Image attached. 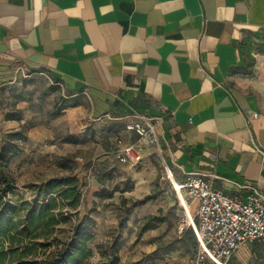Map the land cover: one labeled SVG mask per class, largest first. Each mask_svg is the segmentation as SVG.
I'll list each match as a JSON object with an SVG mask.
<instances>
[{"label": "crops", "instance_id": "crops-1", "mask_svg": "<svg viewBox=\"0 0 264 264\" xmlns=\"http://www.w3.org/2000/svg\"><path fill=\"white\" fill-rule=\"evenodd\" d=\"M21 70L77 101L45 125L66 143L83 122L111 150L117 136L137 141L125 125L138 111L162 118L179 179L202 173L243 199L240 185L264 191V0H0L5 132L24 122L6 117L9 99H28ZM234 259L264 264V242Z\"/></svg>", "mask_w": 264, "mask_h": 264}, {"label": "rangeland", "instance_id": "rangeland-1", "mask_svg": "<svg viewBox=\"0 0 264 264\" xmlns=\"http://www.w3.org/2000/svg\"><path fill=\"white\" fill-rule=\"evenodd\" d=\"M19 82L20 93L28 98L17 99V105L23 102L22 113L27 112L21 126H26L28 139L21 142L23 152L10 163L18 184L12 198L15 202L33 199L40 186L49 180L69 176L79 178L82 193L77 213L64 208L71 219L55 226L50 238L57 240L47 249L36 246L34 254L25 259L39 261L50 251H56L62 241L72 237L76 224L83 221L93 233L88 242L93 251L89 261L93 264L103 259L100 245L115 238L120 242V264H191L199 247L198 239L192 226L181 231L186 211L169 175L160 143L143 145L144 158L137 167L120 163L111 144L107 147L103 136L95 138L90 133L93 125L84 126L85 122L75 124L74 141L66 143L61 136H52L45 125L55 118V109L75 106L77 101L51 88L46 78L21 76ZM6 103L9 110L15 108L14 99ZM35 127H38L36 131ZM57 127L60 129V122ZM31 131L35 133L31 135ZM6 135L0 129V146ZM58 189L57 184L50 187L55 195ZM190 210L194 215V207ZM152 215L156 217L150 221L151 227L144 229ZM21 256L19 250L3 264H19ZM234 260L233 256L229 264H236Z\"/></svg>", "mask_w": 264, "mask_h": 264}, {"label": "trees", "instance_id": "trees-1", "mask_svg": "<svg viewBox=\"0 0 264 264\" xmlns=\"http://www.w3.org/2000/svg\"><path fill=\"white\" fill-rule=\"evenodd\" d=\"M67 107H61V110L55 109L53 116H59ZM21 110L19 108L17 110L16 107L8 110L6 117L22 120ZM6 134L7 138L0 146V264L10 259L11 255L19 250L22 253L19 264H33L34 262L39 264H93L89 261L93 251L88 244L93 233L88 231L83 221L76 224L72 237L68 241H62V246L56 251H50L45 258L39 261L25 259V256L34 254L36 246L47 249L57 240L55 237L50 238L55 226L71 219V215L64 211V208L75 210L77 213L82 201V193L79 178L69 176L49 180L45 185L40 186L33 199L23 198L15 202L12 195L18 190V184L11 171L10 163L14 157L23 152L24 147L21 142L28 139V133L26 126L23 125ZM115 147L116 143L113 150ZM54 184L59 187L57 195L50 191V187ZM155 217L152 215L146 221L143 225L144 229L151 227L150 221ZM40 237L43 239H37ZM100 246L103 259L95 264L121 263L118 238Z\"/></svg>", "mask_w": 264, "mask_h": 264}, {"label": "built area", "instance_id": "built-area-1", "mask_svg": "<svg viewBox=\"0 0 264 264\" xmlns=\"http://www.w3.org/2000/svg\"><path fill=\"white\" fill-rule=\"evenodd\" d=\"M21 75L29 73L21 70ZM161 117H153L138 111L127 120L125 128L138 136L137 141H125L116 137L114 157L122 164L137 167L143 160V145L159 144ZM169 175L177 192L182 191L186 216L182 219L181 231L192 226L199 247L191 264H229L236 252L244 245L264 242V191L250 187L246 198H240L216 189L207 175L191 172L179 179L171 167ZM173 174L176 176L175 181ZM194 207L190 215L188 207Z\"/></svg>", "mask_w": 264, "mask_h": 264}, {"label": "bare ground", "instance_id": "bare-ground-1", "mask_svg": "<svg viewBox=\"0 0 264 264\" xmlns=\"http://www.w3.org/2000/svg\"><path fill=\"white\" fill-rule=\"evenodd\" d=\"M169 168H168V172H169ZM170 173V172H169ZM173 177H174V179H175V181H177V178H176V176L173 174ZM178 196L182 199V201H184V198H183V195H182V191H179L178 192ZM185 202V201H184ZM186 203V202H185ZM187 207H188V204H187ZM190 207H188V213L190 214V215H192L191 214V210L189 209Z\"/></svg>", "mask_w": 264, "mask_h": 264}]
</instances>
